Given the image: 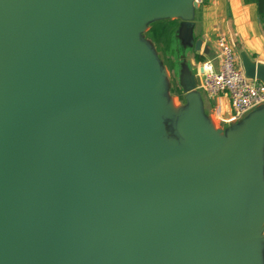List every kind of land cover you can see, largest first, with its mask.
I'll use <instances>...</instances> for the list:
<instances>
[{"label": "bare ground", "instance_id": "6f19581e", "mask_svg": "<svg viewBox=\"0 0 264 264\" xmlns=\"http://www.w3.org/2000/svg\"><path fill=\"white\" fill-rule=\"evenodd\" d=\"M78 1L84 11L64 8L70 14L62 20L69 64L74 59L82 67L76 89L71 91L97 159L114 178L112 200L107 191L106 205L121 213L128 226L127 253L152 263L159 260L160 264L167 251L181 243V252L173 251L169 264H181L185 259L193 264L207 250L210 258L205 256L202 264H226L237 245L224 228L241 235L245 223L258 225L264 184L256 191L253 215L245 219L225 172L219 175L212 165L205 169L199 165L194 172L205 204L194 214L195 204L189 203V196L193 197L192 163L176 162L181 170L168 177L169 181L180 180L173 188L175 200H152L141 186L146 179L143 170L129 160L125 137H134V112L146 134L157 127L162 113L155 96L161 89L157 64L135 37L152 15L143 0ZM50 4L54 6V0H0V93H5L0 95V252L5 242L14 261L18 249L23 251L30 243L31 232L42 225L44 211L53 198L52 192H45L40 168L48 158L49 129L52 132L57 127L59 111L56 108L52 114L46 110V93L52 92L54 98L56 94L41 84L34 71L43 61V53L50 55L54 47H61ZM6 42L18 55L10 63L5 62L3 52ZM18 115L24 117L20 120ZM211 139L223 151L230 148L215 130ZM159 147L166 161L183 152L164 142ZM72 224L75 240L56 244L53 264H79L87 250L96 252L97 262L112 264L113 239L103 237L97 251L101 226L88 215L76 217ZM250 259L259 262L253 250Z\"/></svg>", "mask_w": 264, "mask_h": 264}, {"label": "water", "instance_id": "95a60500", "mask_svg": "<svg viewBox=\"0 0 264 264\" xmlns=\"http://www.w3.org/2000/svg\"><path fill=\"white\" fill-rule=\"evenodd\" d=\"M143 2L147 12L152 15L145 23L160 18H170L176 13L180 18H184L179 24L175 39L182 53L179 62V84L184 94H190L191 107L186 112V120L178 125V131L189 139L190 144L182 150L181 155L169 161L163 160L164 156L159 152V144L154 139L155 128L148 129L146 134L134 112L136 121V130H132L134 137L132 139L128 134L125 137H127L128 155L132 166L134 162L143 170L146 177L141 182V186L152 196V200L154 198L157 201L160 198L167 201L175 200L173 188L180 180L174 178L169 181L168 177L173 176L175 171L181 170L176 162L192 163L190 180L193 197L189 196V203L195 204L193 206L194 214H196V211H199L205 203L199 192L200 187L194 170L199 165L204 169L212 165L219 175L225 172L229 188L237 197L242 216L246 219L247 216L253 215L256 191L264 182V165L261 164L259 153L264 118L252 116V113L257 110H263L264 114V106L249 113L247 115L249 118L243 124L238 125L241 120L233 122L237 128L229 133V140L226 141L230 148L223 151L215 146L211 136L204 134L200 128V122H207V117L202 113L198 95L195 94L198 89V79L187 57L190 50L194 49L199 53L202 49L203 43L201 40H196L195 24L191 21L192 12L199 7L195 0H143ZM62 3V0H54L55 35L61 47H54L56 50L53 49L50 55L43 53V61L38 64L39 69L34 70L41 84L47 85L50 91L53 90L56 94L54 98L52 92L46 93V110L52 114L55 113L56 108L59 111L57 127L52 132L49 129L51 143L46 152L48 158L43 160L44 164L40 168L46 182L45 192H52L53 198L44 211L42 225L31 232L30 243L22 248L23 251L18 249L17 261H14V254H11L4 242L1 246L0 264H53L56 244L59 241L71 244L75 240V227L72 222L76 217L81 218L85 215L101 226L96 242L97 251L98 242L101 239L104 240L103 237L113 239L112 264H158L159 260L152 263L150 259L133 258L127 253L128 226L122 219L124 217L121 213L118 215L106 205L107 191L109 200H112L114 178L98 161L91 137L84 128L82 113L73 100L71 90L76 89V79L82 67L74 62V59L71 65L69 64V55L63 44L65 35L62 33V20L66 12ZM11 47V44L7 42L3 47L7 63L18 57L17 53L11 52ZM238 51L246 77L264 84V63L253 60L241 46H238ZM67 93L70 94L67 95ZM2 94L5 95L4 92L0 93L2 97ZM62 111L65 115L63 118ZM20 112L22 111H18V114ZM49 120L51 121V117ZM49 131L44 139L46 143ZM254 216H256L255 210ZM258 216V225L254 227L253 224L245 223L241 235L228 229L229 233L226 235L236 241L237 250L235 254L227 258L226 264H256L255 260L251 262L250 259L252 250L254 257L259 259L257 264L262 263L264 238L255 240L254 233L264 218V200ZM180 244L170 248L164 258L160 259V264H169L172 252H178ZM95 256L96 252L87 250L81 255L79 264H101L95 260Z\"/></svg>", "mask_w": 264, "mask_h": 264}, {"label": "rangeland", "instance_id": "374dc122", "mask_svg": "<svg viewBox=\"0 0 264 264\" xmlns=\"http://www.w3.org/2000/svg\"><path fill=\"white\" fill-rule=\"evenodd\" d=\"M63 8L67 7L81 9L78 0H62ZM211 2V1H210ZM208 2V3H210ZM207 3V4H208ZM69 10V9H68ZM71 10V9H70ZM88 11V10H86ZM74 12V10H73ZM197 12V11H196ZM50 13H54V6L50 4ZM68 11L66 15H68ZM184 18H180L176 21H172V18H160L156 20L149 21L144 24V27L141 30H138L135 33L136 39L149 51L154 61L157 64L158 72L157 78L161 89L159 93L155 96L157 98L160 108H162V113L157 118V127L155 126V140L160 145L161 143H167L177 147L180 150H185L189 144V139L180 134L178 131V125L180 122L186 120V112L191 107L190 94L186 95L183 93V89L179 84V62L182 56V53L178 47L177 41L175 39L176 32L178 30L179 24L183 21ZM216 42V41H215ZM187 57L190 58V52H188ZM201 93L200 91H195V94ZM204 93V92H203ZM202 93V94H203ZM206 94V93H204ZM207 95V94H206ZM208 96V95H207ZM201 99V96H200ZM211 98L208 97V100ZM202 104L203 100L201 101ZM177 105L175 112H173L172 105ZM176 107V106H175ZM202 113L208 115L204 108L201 109ZM170 113L172 115H170ZM180 113V114H178ZM251 115V114H250ZM24 116L18 115V118L21 120ZM179 117V118H178ZM249 117H245L243 120L238 122V125L243 124L245 120ZM205 122V121H204ZM200 122V128L207 136H212L215 133L221 135L224 141L229 140V133L234 131L237 128L236 124H233V129H226L224 123L217 124V126H211L209 121L205 123ZM158 129V131H157ZM160 129V131H159ZM159 152L161 149L159 147ZM264 179V178H263ZM262 223L260 227L254 233V239L259 240L264 238V218H262ZM225 234L229 233V230L224 228ZM210 252L207 250L206 255L196 257V261L193 264H202V261L210 258ZM264 255V254H263ZM181 264H190L188 259L182 260ZM261 264H264V260Z\"/></svg>", "mask_w": 264, "mask_h": 264}, {"label": "crops", "instance_id": "0c3cea01", "mask_svg": "<svg viewBox=\"0 0 264 264\" xmlns=\"http://www.w3.org/2000/svg\"><path fill=\"white\" fill-rule=\"evenodd\" d=\"M197 11V12H196ZM172 21L180 19L176 13L171 16ZM191 21L195 24L194 34L196 40L202 41L201 52L197 53L194 49L190 50V61L193 65L194 74L197 75L199 84V72L202 71L201 65L218 56L216 40L219 36H226L238 51L241 46L249 56L260 63H264V26L257 16V9L254 4H245L244 0H212L210 3L192 12ZM239 52V51H238ZM200 56L202 62H197L196 57ZM218 68V62H215ZM200 108L208 112V123L211 126L224 123L225 130L233 128L230 122L232 114L231 103L228 95H221L217 98L208 100L202 90L197 89ZM203 93V94H202ZM201 96V99H200ZM203 100V104L202 101ZM176 106V107H175ZM175 112L177 105H172ZM263 110L252 113L254 118H264ZM170 113V115H172ZM180 114V113H178ZM259 153L261 164L264 165V130L260 136ZM264 167V166H263ZM264 184V182H263Z\"/></svg>", "mask_w": 264, "mask_h": 264}, {"label": "built area", "instance_id": "2783aa9c", "mask_svg": "<svg viewBox=\"0 0 264 264\" xmlns=\"http://www.w3.org/2000/svg\"><path fill=\"white\" fill-rule=\"evenodd\" d=\"M210 1L212 0H195V3L200 8ZM216 47L218 56L201 65L198 89L210 98L228 95L232 109L229 121L238 122L264 106V84L246 77L239 52L226 36L217 38Z\"/></svg>", "mask_w": 264, "mask_h": 264}, {"label": "trees", "instance_id": "16d2710c", "mask_svg": "<svg viewBox=\"0 0 264 264\" xmlns=\"http://www.w3.org/2000/svg\"><path fill=\"white\" fill-rule=\"evenodd\" d=\"M245 4H254L257 9V16L260 22L264 26V0H244ZM197 62H202V58L198 55L196 57Z\"/></svg>", "mask_w": 264, "mask_h": 264}]
</instances>
